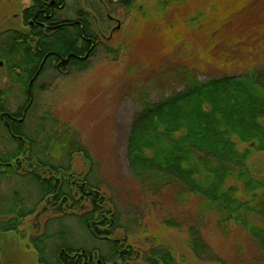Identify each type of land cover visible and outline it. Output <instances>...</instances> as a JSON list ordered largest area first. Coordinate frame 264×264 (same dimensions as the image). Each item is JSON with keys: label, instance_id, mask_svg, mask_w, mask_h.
I'll use <instances>...</instances> for the list:
<instances>
[{"label": "trees", "instance_id": "1", "mask_svg": "<svg viewBox=\"0 0 264 264\" xmlns=\"http://www.w3.org/2000/svg\"><path fill=\"white\" fill-rule=\"evenodd\" d=\"M106 1L108 6L103 0H28L16 15L19 24L11 22L13 26L0 31V71L18 85L16 95L23 99L10 111L11 90L0 87V234L26 237L27 252L35 254L33 264L178 263L176 254L145 227L139 225L138 232L150 240L146 236L141 244L131 241L132 218L122 220L68 124L58 127L46 111L33 114V125H25L34 111L36 81L47 70L59 72L51 63L68 58L67 66L85 69L98 46L118 55L120 49L108 47L101 37L112 7L148 16L144 0ZM188 1L156 3L164 14L171 5ZM197 1L209 5L208 11L197 8L174 14L167 25L161 21L167 41L189 40L196 34L204 44L202 52L209 55V44L232 35L235 17L245 13L241 23L264 25V3L250 9L253 0L249 7L248 0ZM88 47L87 57L78 58ZM180 72L181 89L153 101L146 94L140 97L141 109L132 117L126 139L130 173L150 196L167 187L180 201L197 196L215 212L214 224L223 237L240 228L264 259V174L251 162L264 152V65L244 75L205 79L190 70ZM70 222L79 225L90 247L75 240ZM163 224L182 229L172 216ZM184 229L182 245L195 259H218L209 254L195 226ZM5 253L0 248V264H7Z\"/></svg>", "mask_w": 264, "mask_h": 264}, {"label": "rangeland", "instance_id": "2", "mask_svg": "<svg viewBox=\"0 0 264 264\" xmlns=\"http://www.w3.org/2000/svg\"><path fill=\"white\" fill-rule=\"evenodd\" d=\"M144 1L149 8L147 17L112 7L103 21L106 38L102 43L120 49L117 56L107 54L98 46L85 69L66 65L58 73L47 70L36 81L34 111L27 116L25 125H33V114L39 116L48 111L58 127L68 124L74 130L76 140L92 160L93 175L110 191L122 220L132 218V242L141 244L147 236L139 234L140 225L176 254L177 264H264L260 249L240 228H233L226 237L221 235L214 224L215 212L207 210L197 196L190 195L180 201L172 187L154 196L145 194L126 163V139L132 117L141 109V95L146 94L153 101L158 95L181 89L177 72L184 70L205 79L224 74L244 75L250 69L263 66L264 25L241 23L245 13L235 17L232 35L227 29L228 40L218 39L209 44L211 54L205 55L204 44L196 34L189 40L167 41L162 22L167 25V18L172 19L174 14L193 13L197 8L208 11L209 5L190 0L171 5L162 14L156 0ZM253 1L248 0L250 9L264 3V0ZM27 2L0 0V31L10 27L11 22L19 24L20 18L16 15ZM103 2L108 6L106 0ZM72 15L68 16L72 18ZM183 28V25L179 27L181 32H186ZM0 87L11 90L8 109L16 110L23 102L16 95L19 87L2 70ZM75 161L79 165V160ZM251 162L258 173L264 174V152L256 153ZM169 216L180 221L182 229L164 225V218ZM70 224L75 240L90 247L91 241L79 225ZM188 224L198 229L210 247L209 254H215L218 259H195L184 248V228ZM146 238L150 240L149 236ZM26 239L16 236L15 232L0 234V248L6 252L7 264H33L35 254L27 252Z\"/></svg>", "mask_w": 264, "mask_h": 264}, {"label": "flooded vegetation", "instance_id": "3", "mask_svg": "<svg viewBox=\"0 0 264 264\" xmlns=\"http://www.w3.org/2000/svg\"><path fill=\"white\" fill-rule=\"evenodd\" d=\"M87 11V10H86ZM89 13H90V11H89ZM88 13V14H89ZM85 18H86V16H85ZM30 25H32V21L30 22ZM79 26L82 28L83 27V25L82 24H79ZM45 28H48V23L44 26ZM101 37L102 38H106V36H105V33H102L101 34ZM82 41H87V39H81ZM93 45V44H92ZM89 49V47L87 48V50ZM85 51V53H84V55L82 56V55H80V56H78V58H86L87 57V54H88V52H89V50L88 51ZM44 58H46V57H44ZM66 64H67V62L66 63H61V58L60 59H58L57 61H54V63H51V65H53L58 71L59 70H61L64 66H66Z\"/></svg>", "mask_w": 264, "mask_h": 264}, {"label": "water", "instance_id": "4", "mask_svg": "<svg viewBox=\"0 0 264 264\" xmlns=\"http://www.w3.org/2000/svg\"><path fill=\"white\" fill-rule=\"evenodd\" d=\"M50 3H52V1L50 2ZM118 27V26H117ZM67 60H68V58H63V59H61V63H66L67 62Z\"/></svg>", "mask_w": 264, "mask_h": 264}]
</instances>
